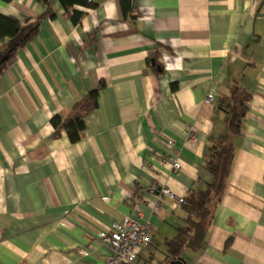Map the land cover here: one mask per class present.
<instances>
[{"label": "crops", "instance_id": "obj_1", "mask_svg": "<svg viewBox=\"0 0 264 264\" xmlns=\"http://www.w3.org/2000/svg\"><path fill=\"white\" fill-rule=\"evenodd\" d=\"M92 1L74 24L58 0H0L20 21L53 12L0 76V264H105L99 235L126 215L149 229L133 264L161 262L186 212L147 189L185 197L212 181L204 157L236 87L249 99L223 194L200 248L179 257L264 264V0ZM101 80L81 138L53 136L50 118Z\"/></svg>", "mask_w": 264, "mask_h": 264}, {"label": "trees", "instance_id": "obj_2", "mask_svg": "<svg viewBox=\"0 0 264 264\" xmlns=\"http://www.w3.org/2000/svg\"><path fill=\"white\" fill-rule=\"evenodd\" d=\"M58 1L64 10V15L74 24L80 22L85 15L84 11L76 9L75 6L87 8L96 6L92 0ZM52 14L50 7L46 8L38 17L24 21L0 14V42H4L3 48L0 49V76L3 75L7 62L15 52L37 35L42 19L52 16ZM156 66L157 63L153 64L152 68L160 73L162 65H159L160 70L155 69ZM103 87L104 81L101 80L84 97L73 104L67 115H53L50 118L53 136H59L61 131H64L71 143L77 142L84 130V118L98 106V93ZM248 99L249 95L236 87L229 98L230 102L226 106L223 105L228 116V130L224 134L211 136V145L206 151L203 161L204 168L212 175V181L191 188L184 197L185 203L182 206L186 216L183 219V224L176 228L175 236L166 241L164 259L154 264L169 263V261L178 258L185 248H200L210 224L213 209L223 194L233 157L231 136L240 133Z\"/></svg>", "mask_w": 264, "mask_h": 264}, {"label": "built area", "instance_id": "obj_3", "mask_svg": "<svg viewBox=\"0 0 264 264\" xmlns=\"http://www.w3.org/2000/svg\"><path fill=\"white\" fill-rule=\"evenodd\" d=\"M214 100V95L209 93L205 101L211 102ZM195 129L190 127L185 136L187 141L194 139ZM167 145H172V140H167ZM165 161V157L161 158ZM174 170L180 169V162L177 158L170 161ZM147 192L155 194L158 199L169 197L175 199L181 204L185 203L184 197H176L166 187H157L152 185L147 189ZM113 229L109 233L100 234V239L106 243L111 253L107 256L105 264H133L138 255L139 249L147 242L149 237V229L147 223L140 221L137 216L126 215L120 223H115ZM83 254H87L86 251ZM153 264V263H147Z\"/></svg>", "mask_w": 264, "mask_h": 264}, {"label": "water", "instance_id": "obj_4", "mask_svg": "<svg viewBox=\"0 0 264 264\" xmlns=\"http://www.w3.org/2000/svg\"><path fill=\"white\" fill-rule=\"evenodd\" d=\"M151 62H152V64H154V60L153 59H151ZM156 67H157L158 70H160L158 65ZM167 264H185V261H184V259L182 257H178L176 259H173V260L169 261V263H167Z\"/></svg>", "mask_w": 264, "mask_h": 264}]
</instances>
